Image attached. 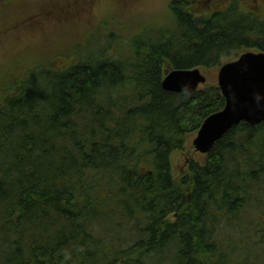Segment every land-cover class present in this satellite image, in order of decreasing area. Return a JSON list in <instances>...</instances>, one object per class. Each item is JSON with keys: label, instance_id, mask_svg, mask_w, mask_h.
Returning a JSON list of instances; mask_svg holds the SVG:
<instances>
[{"label": "trees", "instance_id": "1", "mask_svg": "<svg viewBox=\"0 0 264 264\" xmlns=\"http://www.w3.org/2000/svg\"><path fill=\"white\" fill-rule=\"evenodd\" d=\"M95 1L71 0L69 12ZM167 11L169 32L118 43L101 25L100 49L11 70L0 88V264H264V122H240L188 157L187 136L225 100L215 81L189 94L161 86L171 69L264 52V3L169 0ZM176 152L187 155L181 175Z\"/></svg>", "mask_w": 264, "mask_h": 264}, {"label": "rangeland", "instance_id": "2", "mask_svg": "<svg viewBox=\"0 0 264 264\" xmlns=\"http://www.w3.org/2000/svg\"><path fill=\"white\" fill-rule=\"evenodd\" d=\"M168 1L104 0L105 3L100 4L96 0L94 5L88 3L85 11L71 14V0H11L0 7V88L12 78L11 70L17 74L22 65L27 62L36 64L42 55L49 52H59L67 57L77 51L93 52L96 46L100 49L103 45L101 40H106L101 36V25L114 27L118 43H128L135 39L136 34L145 37L152 27L171 31L174 20L167 11ZM257 1L264 3V0ZM90 9L88 17L84 12ZM110 19L112 24H105ZM116 53L124 55L128 52L120 49ZM217 70L201 69L211 83L216 81ZM194 136H187L188 157L202 159L204 155L192 146ZM186 156L175 153L174 174H183ZM263 221L264 218L258 224L259 229L264 230Z\"/></svg>", "mask_w": 264, "mask_h": 264}, {"label": "water", "instance_id": "3", "mask_svg": "<svg viewBox=\"0 0 264 264\" xmlns=\"http://www.w3.org/2000/svg\"><path fill=\"white\" fill-rule=\"evenodd\" d=\"M205 81L198 68L172 69L161 86L166 91L189 94ZM216 82L225 103L202 121L192 140L194 150L201 154H207L215 142L240 122L251 126L264 122V52L246 51L223 63Z\"/></svg>", "mask_w": 264, "mask_h": 264}]
</instances>
